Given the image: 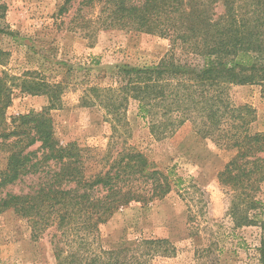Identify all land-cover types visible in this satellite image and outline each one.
<instances>
[{
  "label": "trees",
  "instance_id": "obj_1",
  "mask_svg": "<svg viewBox=\"0 0 264 264\" xmlns=\"http://www.w3.org/2000/svg\"><path fill=\"white\" fill-rule=\"evenodd\" d=\"M58 1V16L77 1L78 13L96 10L94 19L84 18L83 25L93 22L103 30H127L170 41L169 52L156 65L118 68L116 86L90 87L85 94L91 96H84L82 104L103 108L119 126L124 125L128 103L134 101L137 115L148 121L156 139L191 123L203 138L235 150L218 181L232 192L229 214L235 226L253 224L258 215L249 212H264L254 196L264 181V134L251 129L254 109L234 105L229 91L256 85L264 96V0ZM34 86L26 91L45 94L48 107L7 122L4 115L11 98L0 77V146L6 154L0 172V215L12 212L25 219L35 239L54 228L57 264H148L167 241L105 250L100 227L131 203L168 195L175 186L170 174L132 148L112 157L108 151L101 154L76 143L62 145L47 112L59 106L62 86L44 82ZM28 178L37 179V184L26 193L8 190ZM257 251L255 264H264V235Z\"/></svg>",
  "mask_w": 264,
  "mask_h": 264
},
{
  "label": "rangeland",
  "instance_id": "obj_2",
  "mask_svg": "<svg viewBox=\"0 0 264 264\" xmlns=\"http://www.w3.org/2000/svg\"><path fill=\"white\" fill-rule=\"evenodd\" d=\"M78 2L58 16V0H0V77L11 98L4 115L7 122L48 107V97L29 93L28 87L41 82L60 84L59 106L47 112L62 145L76 143L101 154L108 151L112 157L132 148L170 174L175 186L168 195L149 203H131L100 227V244L105 250L165 240L166 247L149 258L148 264L257 263L264 212H249L258 215L254 223L236 227L229 214L232 192L218 181L235 150L203 138L191 123L169 137L156 139L148 121L137 115L134 101L128 103L124 125L119 126L103 108L83 106L82 98L91 96L85 94L90 87H115L118 68L156 65L169 52L171 43L157 35L103 30L93 22L83 25L84 18L94 19L97 11L78 13ZM221 11L218 6L216 12ZM229 95L234 105L254 109L251 129L264 134L260 87L234 86ZM5 155L0 146V172L6 164ZM36 184L37 179L28 178L8 190L26 193ZM258 188L255 199L264 205V181ZM57 241L54 228L35 239L25 219L12 212L0 215V264H57Z\"/></svg>",
  "mask_w": 264,
  "mask_h": 264
}]
</instances>
